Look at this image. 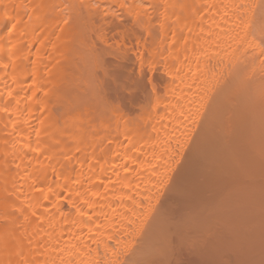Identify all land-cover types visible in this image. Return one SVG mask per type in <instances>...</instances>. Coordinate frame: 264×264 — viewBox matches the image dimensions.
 <instances>
[{
  "label": "bare ground",
  "instance_id": "6f19581e",
  "mask_svg": "<svg viewBox=\"0 0 264 264\" xmlns=\"http://www.w3.org/2000/svg\"><path fill=\"white\" fill-rule=\"evenodd\" d=\"M65 1L0 0V264H117L142 228L155 253L141 264H186L182 250L191 264H213L217 205L227 225L214 244L218 264H264V0H110L126 6L139 52L148 54L153 96L139 115L117 109L96 126L87 111L94 76L83 68L87 54L90 63L96 57L80 33L85 13ZM201 121L192 154L204 155L210 142L212 157H204L213 170L263 179L250 174L254 188L246 180L240 193L234 182L235 198L223 190L219 203L213 189L202 199L201 186L202 204L195 194L184 203L179 196L187 206L177 211L176 198L157 206Z\"/></svg>",
  "mask_w": 264,
  "mask_h": 264
},
{
  "label": "rangeland",
  "instance_id": "374dc122",
  "mask_svg": "<svg viewBox=\"0 0 264 264\" xmlns=\"http://www.w3.org/2000/svg\"><path fill=\"white\" fill-rule=\"evenodd\" d=\"M79 1H80V3H79ZM79 1L74 0V1H72V4L74 7L76 6V9L81 13V14L79 13L80 16L82 15V13L83 14L85 13V15H86V16L83 15L80 17L81 18L80 24H81V26H83L82 31H80V33H81V36L84 35L82 37V39L85 41V43L87 45L89 44L88 49L91 50V52L93 54L89 51L88 52L91 53V56L93 55L94 58L96 57L95 60H91V62L93 61V63H90V59L92 57H89L90 54H89V56L87 54V59H85L86 62L84 60V62L86 64L84 65V67H83V63L81 65V67H83L84 70H85V68H86V71L89 70L88 71L89 75H90V73H92L91 75L94 76L93 79L91 78L93 81L92 86H94L93 89L95 91V92H93V94L92 93L91 94L94 97L92 98V100H91L92 102H90V104L88 105L89 107L87 109L88 112H90V110H91V112L92 111L94 112L93 114L90 113L92 116H94V118L92 117L93 120L91 119V123L96 126L98 124L99 118H102V117L106 118V119L107 118L108 119H116L115 111H117V109L128 114L129 117H135V116L139 115L141 113L142 108L145 105H147V103L150 102V99L153 96V88H152V78H151V64L149 63L148 54L146 51L143 52L142 54H140V52H139V39L136 36V34H132L131 30L129 29V25L131 27L132 24H131V19L127 16L128 14H127V11L125 8H126V6H128V4L131 1L130 0H123V1H125V4H126V6H124L125 8L119 7L115 2H112L110 0H84L85 3H82L83 0H79ZM261 1L262 0H260V2ZM79 5H81V6H79ZM98 5H102L103 7L112 8L111 10L114 11L115 13H117V15H119L120 19L119 18L116 19V18L112 17L110 14H105L104 12L101 13V9L99 10ZM144 5H145V8L148 9L150 13L157 11L158 5H156L154 3H149L148 1H146V2L144 1ZM83 8L85 9V11L86 10L87 11L84 12ZM60 9H61L62 15H64V13L67 14V12L69 10L68 2L65 1L64 4L60 7ZM82 9H83V12H82ZM93 10L95 12H93ZM97 12H99V13H97ZM96 14L98 15V17ZM102 14L105 17L108 16V17H106L107 20L105 19V17H101V16H103ZM128 18L130 19V22H129ZM89 19H90V21H89ZM91 20H92V22H91ZM113 24L117 25V27L112 28ZM124 24H126L125 25L126 27L125 26L123 27ZM84 28H86V29H84ZM123 28L126 29V32L125 33L123 32L121 35L120 31ZM80 29H81V27H80ZM115 29H117V30H115ZM113 30H114V32H113ZM105 31H107V32H105ZM263 31H264V28H263ZM83 32H84V34H83ZM118 32H120V33L118 34ZM139 34H140V37H143V35H141V33H139ZM121 41H124V43L123 42L121 43ZM89 64H91V66ZM159 65H160V71H161L163 66L161 65V63ZM153 76H154L153 82L156 85L155 87L157 89H159V93H161L162 87H160V86H162L161 85L162 80H160V78H159L158 71L155 72L153 74ZM88 90L89 89H87V91ZM90 92H92V90H90ZM85 94L88 97V93H85ZM89 96H91V95H89ZM94 98L96 99V102H93ZM86 99L88 100V98H86ZM199 123L200 124L197 125V128L194 129L195 131L192 133V135L189 137V139L185 143L181 153L178 156L179 158L177 157V161H175L176 164H174V166L172 168L173 170H171L170 178H169V180H167V183H166L167 185H165V187L163 188L164 190L161 191L157 197L158 198L156 200L158 202L157 206L159 204H160L159 206H161L164 204L163 202H165L169 199L174 200L175 198H176L177 202H179V204H182V202L180 203V201H179V199L181 197H183V198H181L180 200L181 201L183 200V203H184L187 201H191L193 196H195V194L197 196H195L193 199L196 200V203L201 202V204H202L203 202H205L207 199H204V201L202 200L204 198V195L205 196L209 195V197H211V195H213L212 196L213 201H215V200L217 201V196L219 197V195H220L219 200L221 201L222 196L226 197V196H224V194H225L224 191H226V190L228 192H229V190L231 191L232 187L234 185L233 184L234 182L240 184V185H238V184L236 185V187L240 186L239 187L240 190H238V188H237V191H236L235 187L233 188V190H235L234 193H237V192L240 193L241 189H243L242 187H245V186L247 187L248 185H249L248 187H250L251 184L253 183V181H257L256 178L263 179V177L261 176L262 174L260 175L261 177L260 176L257 177V175H259V174H257L256 172L255 173L257 175L254 174V172H247L248 173L247 176L245 175L246 172L243 173L240 171V173H239L238 171H235V172H237V173H235L233 171V173L235 175L232 172H230V174H232L234 177L237 178L236 179V178L232 177V175H230L228 172L226 175V173L224 171H222L221 169H215L216 171L213 170L214 168L212 169V166H211V164L213 165V163L210 162L213 160V158H210V157H212L211 153H210L211 147L209 149L210 142H208L206 144L208 146L205 145L207 148L205 146H204V148H202L204 153L206 152L205 153L206 155L205 154L203 155V152H202V156H200L199 154H198L199 156L192 154L193 153L192 151L194 150V147H195L196 142H197L196 139L201 134L200 131L203 129V127H202L203 124H201L203 122L201 121ZM206 150L207 151L209 150L210 152H207ZM208 153L210 155H207ZM194 155L196 157L197 156L198 157L195 158ZM204 156L205 157L210 156V157H208L209 159H205ZM200 158H202V159H200ZM189 162H191V163H189ZM192 163H193V166H192ZM209 164L211 166L210 167L211 169H209V168L206 169V167H209ZM192 167H193V169H192ZM200 167H202V170L198 169ZM205 170L206 171L209 170L208 174H207V172H203ZM210 170H213V171H210ZM217 170H219L222 174L219 173V171L217 172ZM200 172L203 174H201ZM211 172H212V174H211ZM249 175L250 176L253 175L252 177H255V178L251 179V177ZM242 176H243V178H241ZM244 176H246L247 178ZM249 178L251 180H253V181H251V184H250V182H248ZM234 180H237V181H234ZM246 180H247L248 184L245 183ZM260 181L261 180H259L258 182H260ZM201 182H202V185H201ZM230 182H232V183H230ZM241 182H243V183H241ZM241 184L242 185L244 184L245 186L244 185L242 186ZM175 186H177V187H175ZM198 186H200V187H198ZM201 186H202V188L205 186L204 188L206 190H208V192L206 190H203L201 188ZM210 186H211V188H210ZM263 186H264V184L261 185V188H263ZM171 187H173V188H171ZM246 187L244 188L243 191H246L245 189L248 188V187L247 188ZM251 188L252 189L254 188V184L250 187V190H252ZM175 189H177V190H175ZM201 189L203 191H206L207 193L206 192H205L206 194L202 193L203 191L201 192ZM210 189H213L212 190L213 194L210 193V191H211ZM170 190H172V191H170ZM192 190H194L195 193ZM219 191L220 192L222 191V192L220 193ZM227 191H226L225 195L228 194L227 196H230L231 193L229 192L230 193L229 194ZM231 192L233 194L231 196H233V198H235L233 191H231ZM169 193H173L174 195L169 194ZM181 193H183V194L181 195ZM193 193H194V195H193ZM201 193L203 194L201 197L202 199L198 200L200 198L199 195H201ZM168 195L172 196L173 199H172V197L168 198L167 197ZM235 195H237V194H235ZM179 196H180V198H178ZM194 200L192 201L193 203L195 202ZM218 201L214 202V203H219L220 201L219 202ZM192 202H190V203L188 202V203L191 204ZM179 204L177 206L175 205L174 207H172V209L175 208L174 210L177 211V210H179V207L181 208V206L183 207V205H184V204H182L179 206ZM213 205H215V204H213ZM186 206H187V204H186ZM214 207L215 206H213V217H212L213 219L211 218V220H213L212 221L213 225L211 222H209V221H211L210 219L204 220L205 223H203V224H207V225L209 224V226L211 224L212 226H210V229L213 227L212 228L213 230L211 229L213 231V260L215 259V261H213V264H218L219 262H217V261H219L220 256L216 254L217 253V251H216L217 247H215L214 244L217 243V240H216V239H218L217 237L218 236L221 237L222 234H224V231H226V230L224 228H222V226H225L224 225L225 223L224 224L222 223V222H225L224 221L225 218L222 219V217L220 216L221 219L223 220V221H221L220 217H219L220 213L217 212L218 211L217 208L219 210H221V208H220L221 206L220 207L218 206L217 208L215 207L216 211L214 210ZM242 207H244V206L242 205ZM217 213H218V215H216ZM222 213H223V211H222ZM224 213H226V212H224ZM203 224H200V225H202L199 227L200 229H201V227L203 229V226H205ZM226 226H225V228H226ZM206 228H207L208 232L211 231V230H209L208 227H205L204 229H206ZM200 229H198L199 230L198 234L201 231H203L202 229L201 230ZM223 229H224V231H221ZM144 231H145V228H142V229H140V231L138 230L137 232L134 233V235H132L130 237L127 245L120 252L121 254H119V256H117V259H116L117 264H135L136 262H138L136 264H141L147 258H149L152 254L155 253V252L153 253V251L155 250V249L153 250L154 241L149 240V239L147 240L146 239L147 236L145 234L146 232H144ZM220 231H221V233H220ZM142 232H143V234H142L143 236L141 235ZM208 232L203 233V236L208 235L209 234ZM226 232H225V234H226ZM199 235L201 236V233ZM219 241H220V239H219ZM219 243H217V244H219ZM149 245H150V247H149ZM151 245H152V248H151ZM154 247H155V245H154ZM217 250H219V248ZM253 253H255V252H253ZM181 256L184 257V259H185V257L187 258V256H188V258H191V255L189 256V254L184 250H182ZM187 259L185 261H187V263H188V262L192 261L193 258L191 260H189V259L187 260ZM190 264H191V262H190Z\"/></svg>",
  "mask_w": 264,
  "mask_h": 264
}]
</instances>
